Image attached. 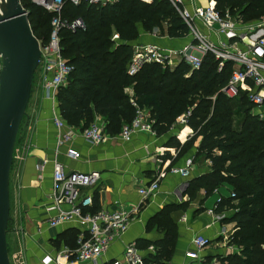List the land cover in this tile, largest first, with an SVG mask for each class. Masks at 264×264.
Here are the masks:
<instances>
[{
    "label": "trees",
    "instance_id": "16d2710c",
    "mask_svg": "<svg viewBox=\"0 0 264 264\" xmlns=\"http://www.w3.org/2000/svg\"><path fill=\"white\" fill-rule=\"evenodd\" d=\"M19 1L40 46L48 42L52 19L63 24L57 38L60 55L71 72L65 86L55 93L60 118L68 125L82 122L85 127L97 115L103 119L105 132L112 136L133 119V101L137 108L148 110L151 130L160 136L185 115L183 125L191 130V136L182 144L170 137L164 148L175 151L177 158L198 140L191 161H207L209 168L187 181L183 196L192 200L203 189L207 197L222 183L230 185L234 194L233 198H220L215 212H233L230 221L235 226L227 245L239 252L217 257L218 264H264V120L249 113L252 105L244 92L239 91L233 99L220 93L233 64H220L205 53L194 70L181 61L171 66L145 63L129 75L127 66L133 56L130 43L138 35V26L144 32L156 28L161 36L172 39L187 34V27L165 2L113 0L94 6L60 0L58 13H48L29 0ZM214 10L220 15L227 11L248 22L264 16V0H215ZM76 21L81 27L71 28ZM112 33L117 42L111 40ZM124 87L132 88V100L123 93ZM183 136L179 135L181 139ZM185 207L186 203L166 205L150 219L162 236L154 242L137 241L136 247L145 252L143 264L168 259L176 238L170 214ZM75 234L76 230H66L59 235L63 237L60 240L72 246ZM149 245L155 249L153 254L146 252Z\"/></svg>",
    "mask_w": 264,
    "mask_h": 264
},
{
    "label": "crops",
    "instance_id": "0c3cea01",
    "mask_svg": "<svg viewBox=\"0 0 264 264\" xmlns=\"http://www.w3.org/2000/svg\"><path fill=\"white\" fill-rule=\"evenodd\" d=\"M140 1L150 3L152 0ZM181 3L182 8L192 11L197 8H204L207 4L214 6L215 0H181ZM229 16L236 23L239 32L250 28L253 33H256L255 31L257 30V33H261L263 26L252 27L250 25L258 22V19L257 21L255 19L242 22L237 15ZM195 27L199 32L207 36L208 40L214 45L224 40L223 37L220 38L214 33L207 32L199 22H195ZM117 39L114 42H117ZM190 40L189 37L172 39L168 38L166 34L161 36L158 32H144L141 26H138V35L130 44L132 49L146 46L156 47L170 54L174 63L176 59L173 54L191 43ZM36 80L39 84V73L36 76ZM123 93L128 96L129 101L132 100L131 87H124ZM35 102L37 103L33 106L32 113L29 117L26 116L24 122V129L27 134L29 120L33 119L34 121L33 129L29 136L30 147L25 159L22 161L23 163L17 164L15 170L18 174L17 179L20 185L18 192L19 207L22 210V219L19 216L15 219V222H18V226L25 230L26 243L29 242L28 245L33 256L30 263L38 264L42 257L39 256L40 243H44L47 250L46 254H51L55 250L54 241L56 236L62 235L69 229L76 230L75 227L66 225L54 229H45L40 236L33 234L35 227L43 219L53 215L52 212H47V209L53 205L51 174L55 163L61 164L65 173H98L99 179L96 186L86 190L91 197L90 209H95V211H113L117 208L128 210L129 206L139 205L140 197L137 195V189L153 181L158 172L163 170L158 180L156 194L152 198L141 202L138 213L128 225L127 230L107 248L96 264H108L114 260H121V252L130 242L136 245L137 241L154 242L160 239L162 233H159L155 226L149 223L150 219L162 210L164 206L180 203H186L185 209L183 211H173L170 214L176 226V238L172 253L166 261L160 259L158 261L159 264H183L185 262L184 252L192 248L190 241L193 235H202L209 241H213L211 246L209 245L199 254L200 258L205 261L223 257L227 254H238L239 249L227 245L228 239L234 231L235 223L233 221L222 223L224 215L232 214L233 212L229 209L215 212L218 200L220 198H229L230 193H232L230 185L226 183L220 184L207 197L204 195V190L200 189L192 200H188L182 194L180 202L172 194L173 190L183 182V179L178 175L170 174L168 169L181 168L187 159L192 160L198 143L197 140L192 149L177 158L175 157V151L164 148L165 142L170 137H174L182 144L191 136V130L183 124H179L180 117L166 134L156 136L150 130L147 133L133 134L128 141H122L118 137V133L112 136L106 133L107 138L95 146L87 145L78 137L77 134L83 128L82 122L76 126L67 124L70 127V131L75 134L74 138L70 142L56 147L57 131L53 127L52 117L53 114L58 115V111L56 108L51 111L50 103L52 101L45 99L42 94H39ZM138 109L148 113V110L143 107H138ZM263 111V107L251 106L249 113L257 118ZM93 120L103 122V119L97 115H94ZM65 130L63 128V131ZM182 133L184 136L181 139L179 135ZM68 149L78 153V160H70L65 156V152ZM166 154H168L167 157L165 156ZM158 159L161 163L157 162ZM39 165H41V170L37 171L36 166ZM208 168L209 163L207 161L192 162L186 181L208 172ZM83 192L86 193L85 191ZM235 202H232V204ZM57 242L59 246L57 245L56 249L64 245L63 240H57ZM150 246L153 247L152 245L147 246L146 252L148 253L150 252L148 251ZM144 253L143 251L140 252L141 255ZM150 253L153 254L152 252Z\"/></svg>",
    "mask_w": 264,
    "mask_h": 264
},
{
    "label": "built area",
    "instance_id": "2783aa9c",
    "mask_svg": "<svg viewBox=\"0 0 264 264\" xmlns=\"http://www.w3.org/2000/svg\"><path fill=\"white\" fill-rule=\"evenodd\" d=\"M29 1L48 13H58L61 6L60 0ZM67 1L73 5L84 3L94 6H103L113 2V0ZM158 1L170 5L187 27V34L184 37L191 39V43L173 54L176 61L184 62L194 70L198 68L203 55L210 53L220 64L232 63L234 68L226 84L220 89V93L226 98L233 99L239 91H242L252 106L264 108V26L258 35L253 33L250 28L239 32L236 23L233 22L229 14L227 12H224L223 15L218 14L212 4H207L204 8L187 11L182 8L181 0ZM195 22H199L207 32L214 33L220 38L223 37L224 40L219 41L217 45L212 44L207 36L196 29ZM50 25L52 31L48 42L39 46L38 69L39 90L45 94L46 99L53 102L55 91L65 86L71 67L60 55L57 31L63 24L54 18ZM70 27H81V23L76 21ZM116 39L115 34L111 36L112 41ZM145 63H156L164 66L173 64V61L170 54L156 47L134 48L133 56L127 66V73L132 75ZM130 104L135 108V115L129 123L122 124L120 127L118 137L122 141H128L133 134L147 133L151 130V121L146 117L145 112L138 109L133 101H130ZM257 118L263 121L264 111ZM184 119L185 115L181 116L179 124H184ZM52 124L57 131L56 147H60L74 138L75 134L70 131V127L59 115L53 114ZM63 128L66 130L63 131ZM77 135L89 146L98 145L107 138L104 123L99 120H93L81 128ZM65 156L70 160H78L79 158L78 153L71 149L66 150ZM157 162L161 163L159 159ZM191 166L192 161L187 159L183 167L168 169L170 174L178 175L183 179V182L172 192L179 202L187 187L186 179ZM36 170L40 171L41 165L36 166ZM161 172H158L153 181L137 189V195L140 197L139 205L156 194ZM98 179L97 172L65 173L61 164H53L51 174L53 205L47 209V212H52L53 215L43 219L35 227L33 234L40 236L45 229H54L66 225L75 227L76 234L72 246L61 245L53 253L43 255L38 264H96L107 248L127 230L130 222L136 217L140 206H129L128 210L117 208L113 211H90L91 197L86 190L95 187ZM233 197L232 192L229 198ZM14 230L18 236L26 237L22 228L16 227ZM190 243L192 248L184 252L185 262L183 264H218L215 258L205 261L199 256L209 246L210 241L207 238L202 235H193ZM148 251L153 253L154 248L150 246ZM140 252L136 245L130 242L123 248L121 260H114L108 264H143ZM19 255L20 251L13 254L8 259L9 264H21L18 259Z\"/></svg>",
    "mask_w": 264,
    "mask_h": 264
},
{
    "label": "water",
    "instance_id": "95a60500",
    "mask_svg": "<svg viewBox=\"0 0 264 264\" xmlns=\"http://www.w3.org/2000/svg\"><path fill=\"white\" fill-rule=\"evenodd\" d=\"M39 43L19 0H0V264H9L5 232L10 221L8 176L15 138L25 115Z\"/></svg>",
    "mask_w": 264,
    "mask_h": 264
},
{
    "label": "rangeland",
    "instance_id": "374dc122",
    "mask_svg": "<svg viewBox=\"0 0 264 264\" xmlns=\"http://www.w3.org/2000/svg\"><path fill=\"white\" fill-rule=\"evenodd\" d=\"M256 21H257V19H256ZM250 25L252 27L264 26V16L262 17V19L261 18H260V20L258 19V22L251 23ZM146 32H148V33L158 32L159 33L160 30L153 28V29L148 30ZM255 32H256V35L259 34V33H257L258 30ZM38 73H39V69L37 68L33 74V77H32L30 93H29L27 105L25 108V115L21 120L19 129H18L16 138H15L12 160H11V166L9 169V176H8V200H9L8 215H9L10 221L7 224V228H6V232H5L7 256L9 259V258H11V256H13V254L20 251V255H19L18 259L20 260L21 264H32L30 262L32 261L33 256L31 255V249L28 245L29 242L26 243V239L24 238V236H21V235L18 236L14 230V228H16V227L21 228L20 226H18V222H15V219H17L19 216H21V211H22V210H20V207H19V195H18L20 185L18 184V179H17L18 174L15 170H16L17 164L23 163L22 161L25 159L26 154L28 152V149L30 147L29 136H30V133L33 129L34 121H33V119L29 120V123H28L29 129H28V133L26 134V131L24 129L25 118H26V116L29 117L30 114L32 113L33 106H35L37 103V102H35V100H36V98L39 97V94L40 95L42 94V96L45 98V94L39 92L40 91L39 90V84L37 83V80H36V76ZM55 93H56V91H55ZM51 95L52 94L50 93V96ZM50 104H51V111H52L53 108L54 109L56 108L55 97H54V101L51 102ZM144 112H145L146 117L150 120L148 113L146 111H144ZM236 119H238V117ZM233 205L237 206V202H235ZM227 218H229V219H227ZM230 218H231V213L224 215L222 223L229 222ZM21 219H22V216H21ZM23 231H25V230L23 229ZM61 236H63V235H61ZM60 238L62 239L63 237L56 236V239L54 241L55 249H56V247L59 246L58 245L59 243L57 242V240H60ZM65 241H68V240L66 239ZM212 243H213V241L210 240L209 245L211 246ZM39 246H40L39 256L41 257L47 253L46 252L47 250L45 249L44 243H40Z\"/></svg>",
    "mask_w": 264,
    "mask_h": 264
}]
</instances>
